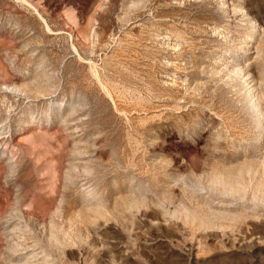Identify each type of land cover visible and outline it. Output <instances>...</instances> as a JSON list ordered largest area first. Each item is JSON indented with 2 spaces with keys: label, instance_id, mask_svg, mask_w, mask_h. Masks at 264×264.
Listing matches in <instances>:
<instances>
[{
  "label": "rangeland",
  "instance_id": "rangeland-1",
  "mask_svg": "<svg viewBox=\"0 0 264 264\" xmlns=\"http://www.w3.org/2000/svg\"><path fill=\"white\" fill-rule=\"evenodd\" d=\"M261 128L264 0H0V264H264Z\"/></svg>",
  "mask_w": 264,
  "mask_h": 264
},
{
  "label": "bare ground",
  "instance_id": "bare-ground-1",
  "mask_svg": "<svg viewBox=\"0 0 264 264\" xmlns=\"http://www.w3.org/2000/svg\"><path fill=\"white\" fill-rule=\"evenodd\" d=\"M246 45H248V44H246ZM166 48L175 49L174 46H170L168 44L166 45ZM219 62H221L220 63V66L222 67L221 71H219V72L221 73L222 71H225L228 74H233V75H236L237 77H239L240 78V81H242V86H245L246 85L247 88H248L247 91H249L250 97L251 98H254V107L257 108V110H260V106H261V102L262 101L260 100V96H259V92L257 90V87H254L252 84L250 85V82L248 81V74L246 72L245 64L244 65L241 64V65H238V67L233 68L231 65L225 64V62L223 60H221L220 56H219L218 60L215 61V63H219ZM263 129L264 128H261L260 131H259V133H258V137H257L258 140H260V138L263 139V137H264V130ZM232 190H234V189L230 188V191L233 193ZM46 260H49V259L48 258L47 259L45 258L42 261L44 262Z\"/></svg>",
  "mask_w": 264,
  "mask_h": 264
}]
</instances>
